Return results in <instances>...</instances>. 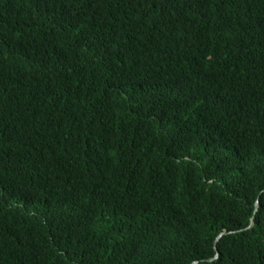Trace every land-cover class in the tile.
<instances>
[{
	"label": "trees",
	"instance_id": "16d2710c",
	"mask_svg": "<svg viewBox=\"0 0 264 264\" xmlns=\"http://www.w3.org/2000/svg\"><path fill=\"white\" fill-rule=\"evenodd\" d=\"M194 261L264 264V0H0V264Z\"/></svg>",
	"mask_w": 264,
	"mask_h": 264
},
{
	"label": "water",
	"instance_id": "95a60500",
	"mask_svg": "<svg viewBox=\"0 0 264 264\" xmlns=\"http://www.w3.org/2000/svg\"><path fill=\"white\" fill-rule=\"evenodd\" d=\"M258 205V203H256V206ZM252 224H253V220L251 221V225L250 226H252ZM224 233H226V232H224ZM223 233H221V234H219L218 235V237H217V239H219L220 238V236L222 235ZM217 257V256H216ZM197 261H194L192 264H195Z\"/></svg>",
	"mask_w": 264,
	"mask_h": 264
}]
</instances>
